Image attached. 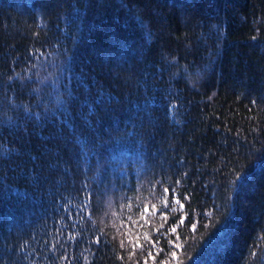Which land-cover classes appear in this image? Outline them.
I'll return each mask as SVG.
<instances>
[{"label":"trees","instance_id":"obj_1","mask_svg":"<svg viewBox=\"0 0 264 264\" xmlns=\"http://www.w3.org/2000/svg\"><path fill=\"white\" fill-rule=\"evenodd\" d=\"M0 264H264V0H0Z\"/></svg>","mask_w":264,"mask_h":264},{"label":"snow or ice","instance_id":"obj_2","mask_svg":"<svg viewBox=\"0 0 264 264\" xmlns=\"http://www.w3.org/2000/svg\"><path fill=\"white\" fill-rule=\"evenodd\" d=\"M165 191H167V189H165ZM183 207V205H181V208ZM145 211H147V209L145 210ZM173 231H174V229H173Z\"/></svg>","mask_w":264,"mask_h":264}]
</instances>
